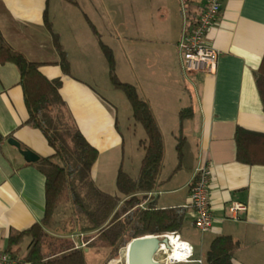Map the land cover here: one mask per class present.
Instances as JSON below:
<instances>
[{
    "label": "crops",
    "instance_id": "obj_1",
    "mask_svg": "<svg viewBox=\"0 0 264 264\" xmlns=\"http://www.w3.org/2000/svg\"><path fill=\"white\" fill-rule=\"evenodd\" d=\"M129 2V7H123L119 0H0V34L28 60L39 63L47 78L61 79L60 92L73 125L99 152L91 179L101 190L122 200L125 196L116 186V177L121 169L130 178H137L145 131L132 117L128 102L112 91L108 92L110 97H104L74 74L71 52L76 50L81 72H88L91 63H102V51L85 16L106 45L123 39V82L134 85L150 104L165 142L161 183L147 193V202L158 208L185 209L179 236L182 229H195L189 193L198 168L209 165L213 223L209 231L200 233L206 251L215 237L227 235L238 243L231 264H264V165L237 161L234 142L237 127L264 133V109L253 76L264 54V0H222L220 13L207 33L208 43L218 52L213 74L186 72L181 65L183 37L205 0ZM45 18L59 35L69 60V74L59 65ZM19 79L14 63L0 64V134L4 137L0 145V251H5L10 233L42 219L45 176L36 163L53 153L41 131L26 123L28 113ZM186 107L192 108V116L182 122L183 159L175 170L178 114ZM24 151L32 152L38 160L30 161ZM168 154L171 159L166 169ZM231 201L246 205L236 219L226 213ZM66 204L56 208L54 225L47 232L70 238L76 246L85 247L86 254L92 247L85 246L83 234L71 231ZM29 242L25 237L20 244L19 259H23Z\"/></svg>",
    "mask_w": 264,
    "mask_h": 264
},
{
    "label": "trees",
    "instance_id": "obj_2",
    "mask_svg": "<svg viewBox=\"0 0 264 264\" xmlns=\"http://www.w3.org/2000/svg\"><path fill=\"white\" fill-rule=\"evenodd\" d=\"M93 34L105 56L108 75L113 88L123 92L132 109V117L143 127L146 139L142 142V157L137 178L132 179L121 169L116 186L125 196L121 199L95 185L91 170L98 158V150L73 125L61 95V79L47 78L40 64L12 48L0 34V64L14 63L19 71V84L27 109L26 123L37 128L46 138L53 153L41 158L36 166L45 176L44 214L39 222L23 231L10 233L5 251L18 257L20 244L30 239L27 251L20 263L27 264H87L85 247L76 246L70 238L51 236L47 230L54 225V212L63 202L70 203L69 223L71 231L83 234L86 247L109 249L108 258H117L130 239L145 235L177 234L182 226L185 209L182 207L158 208L147 202V193L161 183L160 173L165 158V142L162 130L150 104L140 96L137 88L123 82L115 70L112 49L102 42L99 33L90 22ZM52 42L59 55V65L65 74L70 73L67 54L45 18ZM254 83L264 109V54L254 71ZM179 130L176 137L177 164L183 159L185 137L183 120L192 116V108L179 111ZM4 137L0 134V145ZM236 160L245 164L264 165V133L237 127L234 132ZM47 248L48 251L45 250ZM238 243L230 236L215 237L206 251L204 264H231Z\"/></svg>",
    "mask_w": 264,
    "mask_h": 264
},
{
    "label": "built area",
    "instance_id": "obj_3",
    "mask_svg": "<svg viewBox=\"0 0 264 264\" xmlns=\"http://www.w3.org/2000/svg\"><path fill=\"white\" fill-rule=\"evenodd\" d=\"M221 3L222 0H205V5L199 13L195 23L185 32L181 44V65L186 72H201L207 74H213L215 72L218 52L208 43L207 33L220 13ZM211 177L212 171L209 165L205 164L199 167L189 193V201L195 212L193 226L199 233L209 231L213 223L209 202V183ZM245 209L246 205L244 203L231 201L227 205L226 213L228 217L236 219ZM156 236L160 239L167 238L168 243H170L171 237L176 238V240H183L178 234H162ZM184 242L189 245L184 261H168L167 252L171 248L162 242L159 244L157 252V254H162L163 258L160 261L165 264L201 263L200 259L194 257L193 247L188 242ZM20 262L21 259L18 257L14 258L6 251H0V264H20Z\"/></svg>",
    "mask_w": 264,
    "mask_h": 264
},
{
    "label": "rangeland",
    "instance_id": "obj_4",
    "mask_svg": "<svg viewBox=\"0 0 264 264\" xmlns=\"http://www.w3.org/2000/svg\"><path fill=\"white\" fill-rule=\"evenodd\" d=\"M74 1H77V0H74ZM129 1L130 0H119V2L121 3V5L123 7H125V5H126V7H129L130 6ZM73 11H74V13H76V15H78V17L80 16V12L77 8L74 7ZM90 16L95 20V22H98V19H96V17H94L93 15H90ZM118 27H119L118 33L119 32L121 33L122 31L120 30V24H118ZM89 33H90V31H89ZM90 35H91V37H93L91 33H90ZM104 43H106V42L104 41ZM109 47L112 49L114 56L116 55V57H115V59H116L115 61H117V64L115 65V70H117L116 73H118V75L121 76L120 78L122 81H125L126 77H125V74L123 73V66H124V60L123 59H124L125 53L123 54V57L121 56L123 53L122 48L124 47V40L123 39H115L114 44L110 45ZM96 49L100 53L98 46H96ZM76 53H77L76 50H75V52L74 51L71 52V58H73L72 70H73L75 75H77L79 78H81L83 80H87L88 82H90L91 86H93L94 88L99 90L104 97H110L111 93H108V92L112 91V94H115L118 99H120V98L124 99L125 103L128 102L122 91L113 88V86L110 82V79H109V75L107 74L106 59L102 53H100V61H102V63H98V62L91 63L90 64L91 68L86 73L81 72L80 64L78 65V63H77V54ZM81 74H84V75L90 74V75L84 76ZM107 88H108V90H107ZM165 133H166V136L168 138L169 134L166 131V129H165ZM168 144H169V141H168ZM173 155L175 157V151H174ZM170 159H171L170 154H168L167 159H166V163H167L166 169L169 165ZM105 188H106V190H109V187H105ZM66 207H68V209L70 208L69 202H67ZM64 213H65V210H64ZM180 236H181V239L188 241L189 243H191L194 246V248H195L194 257L196 259H200L201 263L190 262V263H178V264H204V260L202 257H204V255L206 253L207 244H206V242H203V240L201 241V238H200L201 234L197 230L191 228V229H182L180 231ZM123 251H124V249H121L119 251L117 258L116 257L115 258H108V253H109L108 248H106V247L91 248L88 250V252H86L85 256H86L87 264H125ZM162 258H163L162 254L155 255L156 260L160 261V260H162Z\"/></svg>",
    "mask_w": 264,
    "mask_h": 264
},
{
    "label": "water",
    "instance_id": "obj_5",
    "mask_svg": "<svg viewBox=\"0 0 264 264\" xmlns=\"http://www.w3.org/2000/svg\"><path fill=\"white\" fill-rule=\"evenodd\" d=\"M30 161L38 160L32 152L24 151ZM164 243L169 247L167 238L160 239L156 235H145L130 239L125 249V264H165L156 260L159 244Z\"/></svg>",
    "mask_w": 264,
    "mask_h": 264
},
{
    "label": "bare ground",
    "instance_id": "obj_6",
    "mask_svg": "<svg viewBox=\"0 0 264 264\" xmlns=\"http://www.w3.org/2000/svg\"><path fill=\"white\" fill-rule=\"evenodd\" d=\"M169 251L168 254V261L178 260V261H184V258L186 256V253L188 252V244H186L183 240L171 237L169 241ZM124 259H125V249H124ZM125 261V260H124Z\"/></svg>",
    "mask_w": 264,
    "mask_h": 264
}]
</instances>
